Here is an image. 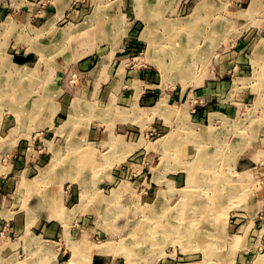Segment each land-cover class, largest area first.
<instances>
[{
  "label": "rangeland",
  "instance_id": "1",
  "mask_svg": "<svg viewBox=\"0 0 264 264\" xmlns=\"http://www.w3.org/2000/svg\"><path fill=\"white\" fill-rule=\"evenodd\" d=\"M124 2L96 6L131 15L132 36L147 28L158 50L146 44L108 73L153 69L156 92L170 94L162 113L117 114L101 98L110 83L96 82L95 65L65 69L53 55L55 82L37 86L48 71L31 70L23 53L14 58L24 67L13 68L2 42L0 264H88L90 253L111 255L105 264H264V90L235 86L239 52L264 59L255 53L264 39L247 41L264 23V0H181L184 15L166 17L149 13L173 10L176 0ZM38 42L20 40L25 50L40 51ZM38 56L44 63L48 54ZM218 191L230 195L210 208ZM193 201L202 203L195 216Z\"/></svg>",
  "mask_w": 264,
  "mask_h": 264
},
{
  "label": "crops",
  "instance_id": "2",
  "mask_svg": "<svg viewBox=\"0 0 264 264\" xmlns=\"http://www.w3.org/2000/svg\"><path fill=\"white\" fill-rule=\"evenodd\" d=\"M102 1L106 4L109 2V0H0V47H2V42L4 43V41L6 42L8 40V53L10 54L9 57L13 60L11 66L18 71L24 66L22 67L20 63L16 62L14 57H19L22 53L29 56L30 59H28L29 62L27 61L28 65L26 66L31 70L39 71L45 69L48 71V75L43 78L45 80L41 79L37 83V86L55 82L52 77L54 67H56L55 69H58L60 66L65 69L79 68L80 70L88 68L89 65H95L94 68H96V72L98 73L96 82L110 83L109 90L105 94H101V98L103 100H110L113 104L112 109L115 108L117 114L136 113L141 109L148 110L150 107L156 108L162 104V107H165L166 103L164 101H167L170 94L164 91L156 92L154 83L158 81V76L150 67L149 69L126 70L121 73L119 69L115 70L114 68L110 71V74L108 73L109 67L113 63L115 65L118 64L119 57L126 59L134 54L135 50L138 51V49H142L144 53L146 44L149 50L151 45L149 42L152 40H149L150 34L148 36L146 34L147 28L138 35V38L135 35L132 36L135 33L134 30L137 29V23L134 21L131 22V15L124 14L123 10L119 11L115 9L114 11L112 8L98 10V6L96 5ZM124 1V5L126 4L125 6L128 7V0ZM172 9L163 11L155 7V10L150 11L149 14L165 15L166 17L169 14L174 15L178 12L184 15V12H186L181 7V0H176V6ZM192 9V7H189L187 11L192 13L194 11ZM143 10L140 9V16L142 15L141 12L148 14ZM184 18H181V20H184ZM166 20L162 19L160 21L162 25L164 24L165 28V25L168 24ZM145 23L148 26L146 21ZM86 25L90 26L87 28ZM24 31L26 32L24 33ZM251 31L248 33L247 41L251 40L252 42L254 40L251 38L253 34L255 36L257 35L259 39H264V23ZM22 39H32V41L34 40L33 43L40 41L42 43L40 44L41 50L38 51L36 48L39 42L34 47L29 43V47L25 50L20 43ZM152 46L157 49L156 43H153ZM257 46L259 48L255 52L256 54L264 50V43L260 42ZM41 52L48 54L44 58V63H40L39 61L38 55ZM0 55H2V52ZM52 55L53 60L60 64L58 68L57 65H54V61H52ZM56 55H59V57L57 58ZM243 55L244 53L239 52L238 61L240 69L238 72L239 78L235 83L236 88L245 92L248 90L254 92L264 90L263 57H260L261 60L258 58L249 61ZM156 59H158L157 62L162 60L159 57H155ZM162 61L164 63V60ZM171 94L173 95V93ZM261 95L263 96L264 94L262 93ZM153 103L155 105L150 106ZM36 110H38L37 106ZM112 114L114 115L113 111ZM217 151H219L218 147ZM246 162V160L242 162V164L245 163L243 168L247 167L248 163ZM71 251V259H77L79 256L77 254L74 256L73 249ZM110 256L109 254L96 255L94 253L84 255L85 258H88V264H99L97 261H104ZM45 260L43 259L42 261L45 262ZM100 264L105 263L100 262Z\"/></svg>",
  "mask_w": 264,
  "mask_h": 264
},
{
  "label": "bare ground",
  "instance_id": "3",
  "mask_svg": "<svg viewBox=\"0 0 264 264\" xmlns=\"http://www.w3.org/2000/svg\"><path fill=\"white\" fill-rule=\"evenodd\" d=\"M55 2V1H54ZM63 2V1H62ZM204 6V5H203ZM220 7V6H219ZM259 7V2H257V1H254V3H253V5H252V7H251V10L253 11V10H255L256 8H258ZM196 9V8H195ZM259 9V8H258ZM59 10V9H58ZM144 11V10H143ZM255 11H257V10H255ZM140 12V11H139ZM250 13H252V12H250ZM162 14V13H161ZM145 15V14H144ZM147 19V18H146ZM154 22H156V21H154ZM91 25V24H90ZM90 25H88V26H90ZM170 25V24H169ZM87 26V25H86ZM88 26H87V28H88ZM166 26V25H165ZM189 26H191V25H189ZM94 27H95V25H94ZM93 27V28H94ZM149 27V26H148ZM158 27V26H157ZM156 27V28H157ZM159 27H160V25H159ZM180 27V26H179ZM164 28V27H163ZM172 28V30H174V29H176V26L174 27H171L170 26V29ZM193 28V27H192ZM149 29V28H148ZM165 29V28H164ZM163 29V30H164ZM168 29V28H167ZM187 29V28H186ZM219 29V28H218ZM82 30V29H81ZM146 30V29H145ZM162 30V29H161ZM180 30V29H179ZM188 30V29H187ZM80 31V30H79ZM165 31V30H164ZM167 31V30H166ZM175 31H177V30H175ZM91 32V31H90ZM117 32V31H116ZM120 32V31H119ZM80 33V32H79ZM107 33V32H106ZM111 33V32H110ZM113 33V32H112ZM145 33V32H144ZM166 33V32H165ZM179 33V32H178ZM177 33V34H178ZM93 34V33H92ZM119 34V33H118ZM117 34V35H118ZM147 36L150 34V32H149V30L147 31ZM176 34V35H177ZM78 35V34H77ZM124 35V34H123ZM155 35V34H154ZM169 35H170V33H169ZM182 35V34H181ZM68 36V35H67ZM72 36H74V35H72ZM82 36H84V35H82ZM144 36V35H143ZM151 36V35H150ZM156 36V35H155ZM165 36V35H164ZM71 37V36H70ZM120 37V36H119ZM172 37V36H171ZM66 38H68V37H66ZM83 38V37H82ZM169 38V37H168ZM197 38V37H196ZM164 39V38H163ZM162 39V40H163ZM154 40V39H153ZM152 40V41H153ZM34 41V40H33ZM159 41V40H158ZM25 42V41H24ZM121 42V41H120ZM154 42V41H153ZM163 42V41H162ZM173 42V41H172ZM191 42V41H190ZM198 42V41H197ZM149 43H151V45H150V48L149 49H152L153 48V43L152 42H149ZM160 43V42H159ZM158 43V44H159ZM166 43H168V42H166ZM171 43V42H170ZM169 43V44H170ZM112 44H115V43H112ZM193 44V43H192ZM191 44V45H192ZM196 44V43H195ZM118 45V44H117ZM166 45V44H165ZM168 45V44H167ZM115 46V45H114ZM159 46H161V44H159ZM185 46V45H184ZM148 47V46H147ZM169 47V46H168ZM193 47H194V44H193ZM192 47V51L194 52L195 50H194V48ZM195 47H196V45H195ZM162 48V47H161ZM178 48V47H177ZM113 49H116V48H113ZM181 49V48H180ZM180 49H179V51H180ZM187 51H188V49H187ZM190 51H191V48H190ZM191 51V52H192ZM182 52V51H181ZM192 52V53H193ZM197 52V51H196ZM146 53V52H145ZM189 53V52H188ZM178 54V53H177ZM206 54V53H205ZM170 55H173V56H176V54H175V52H173L172 54H170ZM190 55V54H189ZM194 55V54H193ZM153 57V56H152ZM151 57V58H152ZM163 57V56H162ZM179 58L180 57H182L183 58V56L180 54L179 56H178ZM195 57V56H194ZM205 57V56H204ZM182 58H180V60L182 61ZM192 58V57H191ZM196 60H197V58H195ZM166 60V59H165ZM151 61V60H150ZM156 62L158 61V59H156L155 60ZM183 61H184V58H183ZM157 63H160V65L162 66V67H164L165 66V64L163 63V61L162 60H160V62H157ZM167 63V62H166ZM176 63H177V61H176ZM190 63V62H189ZM188 63V64H189ZM193 63V62H192ZM172 64V63H171ZM186 64V63H185ZM192 65V64H191ZM193 66V65H192ZM166 67V66H165ZM170 67V66H169ZM179 69H178V71H180V70H183V68H182V66H179L178 67ZM171 69V68H170ZM168 70V69H167ZM166 70V71H167ZM176 72V71H175ZM183 72V71H182ZM186 72V71H185ZM164 73H166V72H164ZM184 74V73H183ZM172 75V74H171ZM17 86V85H16ZM24 86V85H23ZM19 87V86H18ZM262 90V89H261ZM32 94V93H31ZM262 94V93H261ZM260 96H258V98H259ZM164 101V100H163ZM163 101H161V102H163ZM259 101V100H258ZM264 101V100H263ZM38 102V101H37ZM79 102V101H78ZM161 102H159V104H161ZM83 105V104H82ZM163 105V104H162ZM162 105H158V111L160 112V113H162L161 111H164V109H163V107H162ZM262 105V104H261ZM257 106V105H256ZM264 106V105H263ZM36 106H34V108H35ZM38 107V106H37ZM263 109V108H262ZM31 110V109H30ZM34 111V109L32 110V112ZM21 117V116H20ZM166 144V143H165ZM69 148H71V146H68ZM163 149V148H162ZM58 156V155H57ZM59 157H60V155H59ZM87 162H89V161H87ZM54 163V162H53ZM70 163V162H69ZM74 163V165H75V162H73ZM94 163V162H93ZM88 164V163H87ZM75 168H77V167H74V170L76 171V169ZM53 170H54V168H53ZM79 172V171H78ZM216 178V177H215ZM227 179V178H226ZM43 180V179H42ZM230 180V179H229ZM228 180V181H229ZM215 183H216V186H214V190H215V192L219 189V185H221L222 184V182H220L219 180L217 181L216 179H215ZM228 183V182H227ZM218 184V185H217ZM229 184H230V182H229ZM222 186V185H221ZM231 186V185H230ZM229 186V187H230ZM36 191V190H35ZM214 192V193H215ZM227 192V191H226ZM219 193H221V192H217L216 194H214V198L215 199H211V201L213 200V202H212V205L211 204H209L208 206H210V208H218V206H220V205H222L223 203H224V199L226 198L225 196H229L228 195V192L227 193H225L224 195H221V194H219ZM86 194V193H85ZM223 194V193H222ZM234 194V193H233ZM189 198V197H188ZM193 198V196L192 197H190V199H192ZM43 199V198H42ZM44 200V199H43ZM190 201V200H189ZM188 201V199L186 200V202H189ZM56 202V201H55ZM194 202V204L193 203H191L190 204V207L188 208V214H190V215H193V216H195L196 215V213L198 212L197 210L199 209V207L197 206V204L201 207V205L200 204H202V203H196L195 201H193ZM40 203V202H39ZM58 203V202H57ZM209 203H210V201H209ZM208 204V203H207ZM38 206V205H37ZM83 206V205H82ZM47 207V206H46ZM50 207H51V205H50ZM49 208V207H48ZM209 208V207H208ZM56 209H58L57 207H56ZM207 211V210H206ZM210 211V210H209ZM59 212V211H58ZM213 212V211H212ZM212 216V215H211ZM204 217H205V215H204ZM208 217V216H207ZM209 218V217H208ZM199 219H201V218H199ZM205 219H207V218H205ZM195 220V219H194ZM211 221V220H210ZM209 221V222H210ZM169 223H171V222H169ZM190 223V222H189ZM200 223V222H199ZM172 224V223H171ZM188 224V223H187ZM195 225V224H194ZM163 226V225H162ZM191 227V226H190ZM196 227V226H195ZM195 227H191V228H189V229H191L190 231V233H189V236L191 235H194V234H192L196 229H195ZM198 227V226H197ZM205 227V226H204ZM204 227H200V228H202V229H204ZM186 228V227H185ZM184 228V229H185ZM209 229V228H208ZM152 230H153V228H152ZM159 230V229H158ZM167 230V229H166ZM172 230V229H171ZM175 228L173 227V230H172V232H175ZM214 230H215V228H214ZM150 231V230H149ZM204 231H205V229H204ZM151 232V231H150ZM149 232V233H150ZM157 232H159V231H157ZM161 232V231H160ZM169 233V232H168ZM153 236V235H152ZM154 236H156V235H154ZM159 236V235H158ZM188 236V237H189ZM153 238V237H152ZM210 238V237H209ZM152 240V239H151ZM210 240V239H209ZM79 248V247H78ZM87 248V247H86ZM127 248V247H126ZM88 249V248H87ZM109 249L111 250V248L109 247ZM82 248H81V250H80V252H82ZM108 250V249H107ZM106 250V251H107ZM77 251H79V250H77ZM86 251V250H85ZM74 252V256H75V250L73 251ZM78 256V255H77ZM130 256V255H129ZM264 256V255H263ZM131 258V257H130ZM73 260H72V262H74L76 259L75 258H72ZM78 259V258H77ZM132 261V260H131ZM133 262V261H132ZM264 262V261H263Z\"/></svg>",
  "mask_w": 264,
  "mask_h": 264
},
{
  "label": "built area",
  "instance_id": "4",
  "mask_svg": "<svg viewBox=\"0 0 264 264\" xmlns=\"http://www.w3.org/2000/svg\"><path fill=\"white\" fill-rule=\"evenodd\" d=\"M131 56H134V54H132ZM132 59H134V58L128 59L127 61L128 62H131Z\"/></svg>",
  "mask_w": 264,
  "mask_h": 264
}]
</instances>
